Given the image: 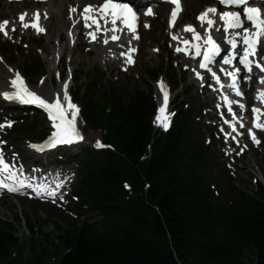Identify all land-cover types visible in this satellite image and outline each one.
Here are the masks:
<instances>
[{"label":"trees","instance_id":"16d2710c","mask_svg":"<svg viewBox=\"0 0 264 264\" xmlns=\"http://www.w3.org/2000/svg\"><path fill=\"white\" fill-rule=\"evenodd\" d=\"M36 71L34 67L29 72ZM83 99L91 109L93 102ZM98 104L95 115L91 113L93 120L103 117L106 105L112 107L108 117L120 120L109 133L121 155L106 157L100 176L89 178L86 192L104 217L102 228L64 220L53 233H40L42 241L30 236L19 242L12 224L5 223L0 227V264H36L45 255L58 254L61 247L68 251L55 264H264V191L247 195L236 211L232 206H215L202 182L207 170L198 146L190 137L173 143V138L189 134L183 127L185 114L176 121L169 145H164L147 125L152 105L145 92L127 94L110 88ZM151 139L153 160L139 166L135 158ZM136 171L130 177L151 183L148 197L135 204L139 207L132 204L121 210L120 190L112 183ZM25 249L31 255L26 261ZM13 250L17 255L11 257Z\"/></svg>","mask_w":264,"mask_h":264},{"label":"snow or ice","instance_id":"6c2138e0","mask_svg":"<svg viewBox=\"0 0 264 264\" xmlns=\"http://www.w3.org/2000/svg\"><path fill=\"white\" fill-rule=\"evenodd\" d=\"M169 2L174 6L169 20V27L171 28L179 12L182 11V0H169ZM220 4L229 10L218 11V8L214 5L206 7L197 17L202 26L207 25L203 34L197 31L195 26L191 24L186 25L185 31L192 33V39H183L182 43L184 47L177 46L176 51H183L186 55H191L193 58L201 57L199 68L206 70L215 80L216 84L220 85L221 89L225 85L221 82L220 75L213 69L212 65L218 62L217 57L224 51L226 54L223 55L221 63L229 67L225 68L222 66L220 71L230 78V83L227 87L231 88L237 96L242 97L243 92L239 86L242 69L249 74L243 76V79L246 80L251 78L250 74L254 66L261 72H264V57L257 58L258 49L261 48L262 41H264V9H261L259 6L250 5L249 0H220ZM77 11V7L70 6V18ZM147 13L154 14L151 7L147 9ZM78 14L83 21L84 28L89 29L85 34L91 38V41H96L99 36L102 42L107 45L109 41H119L124 31L132 33L133 39H139L137 33V11L125 0H102V3L99 4L89 3ZM47 15L48 13L44 12L43 18L46 19ZM26 16V12L19 15V21L23 29L30 27L37 33L46 32V28L41 24L39 9L32 13L31 18L26 19ZM77 22L76 19H73V26ZM8 24L9 21L7 20L0 22V32H3L5 36L8 35L6 27ZM15 29L16 24L13 23L11 30L15 31ZM213 29L215 31L223 30L222 42L214 38L212 34ZM109 33L111 34L109 35ZM100 34L103 35L101 36ZM69 35H72L71 31ZM170 35H172V39L174 40L180 39L175 34L170 33ZM222 44H226L229 47L225 49L222 47ZM120 47L124 48L125 46L121 44ZM190 49L194 51H190ZM136 51L137 48L132 46L131 40H129L126 51H121L120 55L125 57L126 64H133V54ZM108 53L114 55L111 49H108ZM185 67L187 68L188 66L185 65ZM192 71L202 81L201 86H203V73L195 68ZM57 75L59 76V74ZM259 82L264 83V76L259 77ZM41 83H43V78ZM158 83L163 93V105L158 109L154 122L167 130L171 115L167 111L170 93L162 80ZM67 88L68 82L65 81L62 94L57 92L53 98L49 99L31 90L22 75L18 71H15L14 77L10 80V89L0 92V97L7 101L36 105L47 113L53 131L45 142H28V146L31 149L43 152L57 145L72 144L84 139L78 127L80 108L72 101ZM257 99L264 102V91H258ZM223 100L227 105V111L232 114V119H226L225 123L232 128L233 132H237L235 121L239 118L236 116L232 104H238L241 110L245 108V105L240 101H232L226 95L223 97ZM252 112L255 117L253 126L264 130V123L259 122L260 115H264V110L253 106ZM13 123H15L14 120L4 117L0 121V129L6 126L11 127ZM240 127H244L242 122L240 123ZM248 133L254 143H260L252 128L248 129ZM229 135L231 134L225 133V140L229 138ZM232 139L236 140V136L233 135ZM5 143L6 141L0 140V145ZM237 143H239L238 140ZM96 146L105 147L99 140L96 141ZM245 147L247 146L245 145ZM60 186L61 184L58 183L56 188L58 189ZM24 188H32L37 196H41L45 191L48 196H56V189L46 190L45 186L41 184L33 186L29 179L23 176V167L17 168L13 163L7 161L3 149L0 148V190L19 193ZM60 199L62 200L63 197L61 196Z\"/></svg>","mask_w":264,"mask_h":264},{"label":"rangeland","instance_id":"374dc122","mask_svg":"<svg viewBox=\"0 0 264 264\" xmlns=\"http://www.w3.org/2000/svg\"><path fill=\"white\" fill-rule=\"evenodd\" d=\"M189 2H190V0H185V3L187 5H190ZM19 8H21V7H18V9ZM200 9H201V6L195 8V9L189 10L187 15L185 16V19L183 20V22L192 21L195 12H197ZM3 16H6V14H4ZM160 24H161V26H160ZM153 28L155 29V32L153 30L149 31V36L152 37L153 42L159 44V46L162 48V53L160 55H158L157 58L151 57L150 59H147V54H145L146 50H144L139 57V61H138L137 65L132 70L129 71L130 75L128 77L127 76H121V75L116 76V77H118V81L121 82L122 85L130 86V87H134V86L144 87L147 85H151L150 82L152 79L148 75L149 69L155 68L156 70L159 71V75H160L163 71L162 69L165 67V64L168 63V60L172 61L171 59H173V57L168 55L167 48H165L162 45L161 36H157L158 33L163 32V30L165 29L164 25L160 22H156L153 25ZM145 45H147V43ZM165 56H167L168 59H166ZM81 73H83V72H81ZM82 79H83V81L86 80L85 78H83V76L80 77V80H82ZM30 80H32V79H30ZM247 159L249 162V166L247 169L242 171L243 180L251 181V175L249 174V170L253 171V167L255 166V163L257 165L263 166V168H264V154H263V159H258L256 157H252V156H249ZM259 160L263 161V162H260ZM237 183H239V182H237ZM43 213H44L43 211L35 212L34 214L31 213L29 220L35 221L37 223V225H39L41 227V229L46 233L54 232V229L51 225L44 226V225H42V223H43L42 221H38V220H41V218L43 220L46 217V215H44ZM2 215L6 216V220H9L11 217L15 219L13 222L15 223V225L17 226V229H18L17 235H19L23 239H25L29 235V231L27 230V227L25 225L26 217H25V214L23 211H21L19 209H14L13 206L9 204L7 206V208L0 209V216L2 217ZM96 220L97 219L92 220L91 222H94ZM10 221H11V219H10ZM26 254H28V253H26ZM62 254H64V248L61 247L60 248V255H62Z\"/></svg>","mask_w":264,"mask_h":264},{"label":"bare ground","instance_id":"6f19581e","mask_svg":"<svg viewBox=\"0 0 264 264\" xmlns=\"http://www.w3.org/2000/svg\"><path fill=\"white\" fill-rule=\"evenodd\" d=\"M208 1L209 0H207V2ZM94 2L91 1V0H69V1L64 2V3L61 4L60 0H51V1H48L47 3H45V4L40 5L41 7H43V9H42L43 13L44 12L48 13L46 19H44L43 15H41V24H47L48 26L53 27L54 24H55L54 22H52L53 20H59L60 21L59 22V31L56 34V37L53 39V42L50 43V45H53V44H55V45L64 44V42H66L70 38V35H69L70 26L69 25H71V24L68 25L67 22H69V21H66V19H68V20L72 19V21H73V19H76L78 21L77 23H80L79 19H78V15H79L78 13L83 9V7L85 6L84 4H86V3H94ZM193 2L197 3L196 4L197 7L201 6V8H202L201 11H203L206 8V6H207L206 0H190V2H189L190 5H187V4L184 3V8L191 6ZM28 3H30V2H22V3H19V4H9V5L5 4L4 7H7V8L4 11L7 14H10L11 13V9L18 10V9H16L17 5H23V4L28 5ZM35 5H36L35 7H37L39 4H35ZM213 5H214V3H212L211 6H213ZM70 6H75L78 9L76 14H72V18H70V14H69ZM24 9H25V7H24ZM34 11L35 10H29L30 15H27L26 19L31 18L32 13ZM50 16H51V19H50ZM13 23L16 24V28H18L19 25H21L19 19L16 20V21L15 20H9V24L6 26L9 33L12 32L11 26H12ZM188 23L191 24V25H196L197 24V22L195 24L192 21L188 22ZM188 23H185V24H188ZM121 40L123 42H129V40H131V45H135L134 42H133V38H131V37L127 38L126 36H121ZM148 40L151 41V37H148ZM95 42H97L99 44V46H100L99 54L100 55L102 54V56L105 57L106 56L105 50L108 52V49L110 48L111 44L108 43L107 45H105L102 42V40L99 38V36H98V39ZM48 47H50V46H48ZM125 47L127 48L128 45H125ZM148 47L155 48V47H157V45L148 44ZM153 52H156V50L153 49ZM6 53H8L10 55V58H14L13 50H7L5 52V54ZM157 57H158V55H157ZM154 58H156V57H154ZM194 68H195V66H194ZM0 82L5 87H7V82H6L5 76L3 74L0 75ZM244 82H246V81H244ZM17 111H19V110H17ZM185 122H188V120H186ZM84 147L85 146H79L78 149L81 150L79 152H81V153L84 152V151H82V149ZM23 158L26 159L28 157L25 155Z\"/></svg>","mask_w":264,"mask_h":264}]
</instances>
